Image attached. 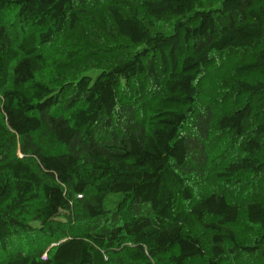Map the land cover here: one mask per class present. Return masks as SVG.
Instances as JSON below:
<instances>
[{
  "label": "trees",
  "instance_id": "1",
  "mask_svg": "<svg viewBox=\"0 0 264 264\" xmlns=\"http://www.w3.org/2000/svg\"><path fill=\"white\" fill-rule=\"evenodd\" d=\"M100 1L0 0V10L15 11L18 29L13 34L0 23V264L264 260L259 183L244 206L256 234L246 245L230 228L239 208L222 192L196 196L188 180L202 176L208 160L213 116L196 106L203 68L217 55L246 54L234 72L262 79L238 85L264 94L262 0H215L210 8L200 0H139L160 31L109 3L118 34L138 46L132 57L59 88L37 79L47 67L38 47L75 30L87 7ZM110 58L120 60V52L89 50L51 71L60 78ZM144 87L149 102L142 118ZM61 104L67 114L59 113ZM249 115L245 104L216 121L218 133L240 140V153L217 174L226 183L238 174L264 177V123L247 131ZM75 222L82 226L72 230ZM37 239L45 242L39 250Z\"/></svg>",
  "mask_w": 264,
  "mask_h": 264
},
{
  "label": "rangeland",
  "instance_id": "2",
  "mask_svg": "<svg viewBox=\"0 0 264 264\" xmlns=\"http://www.w3.org/2000/svg\"><path fill=\"white\" fill-rule=\"evenodd\" d=\"M200 1L204 8L217 5L215 0ZM138 2L139 0H103L89 5L85 17L75 30H65L59 36L53 37L48 44L38 47L37 51L45 58L47 67L37 75V79L49 84L51 87L59 88L63 84L76 80L83 74L95 76L103 69H110L120 61L130 59L138 46H133L118 34L106 6L109 3L116 4L125 15L136 12L152 31H160V24L145 16ZM261 4H264V0ZM14 13L15 11L12 9L0 10V23L9 25L13 34L18 30L15 23H13ZM161 25L164 31L170 30V24L164 23ZM89 50L101 54L120 52L121 59L110 58L91 61L89 64L74 69L60 78L53 75L51 69L54 64L77 57ZM245 58H247L246 54L241 53L217 55L202 70L196 83L198 88L196 106L198 112L207 108L213 116L207 143L208 160L203 175H192L188 177V180L192 184L196 196L213 191L222 192L229 203L239 208L238 220L230 228L235 233L238 241L250 245L256 234L255 229L249 227L245 221L244 206L248 200L252 199V189L255 183H259L261 191L264 190V177L258 182L250 174H238L231 177L230 183H226L224 179L218 177L217 174L224 171L227 163L240 153L238 148L240 140H231L227 135L218 133L215 126L221 115L232 113L245 104L250 106V115L246 121L247 131L259 123H264V94L249 95L244 93L238 85L239 82L255 83L262 79V74L253 73L240 76L234 72L235 67ZM145 89L146 87L141 90L139 97V100L144 102L137 108L138 115L142 118L148 113L149 93ZM58 111L60 114H67V110L62 104L59 106ZM79 226H82V224L75 222L71 228L73 230ZM44 243V240L37 239L35 247L39 250ZM52 246L54 244L50 243L46 247L47 250L43 256L47 255ZM1 261H3L2 256H0ZM188 264H203V261L197 259ZM225 264H264V260L256 255H241L237 258L227 259Z\"/></svg>",
  "mask_w": 264,
  "mask_h": 264
}]
</instances>
